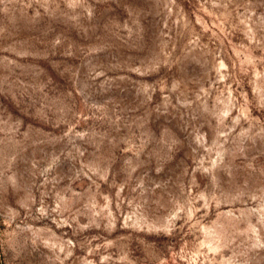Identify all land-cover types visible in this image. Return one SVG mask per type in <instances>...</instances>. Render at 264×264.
<instances>
[{"label":"rangeland","instance_id":"374dc122","mask_svg":"<svg viewBox=\"0 0 264 264\" xmlns=\"http://www.w3.org/2000/svg\"><path fill=\"white\" fill-rule=\"evenodd\" d=\"M0 264H264V0H0Z\"/></svg>","mask_w":264,"mask_h":264}]
</instances>
